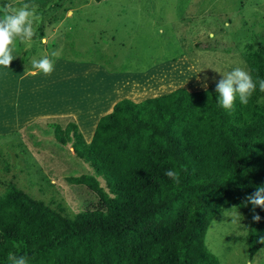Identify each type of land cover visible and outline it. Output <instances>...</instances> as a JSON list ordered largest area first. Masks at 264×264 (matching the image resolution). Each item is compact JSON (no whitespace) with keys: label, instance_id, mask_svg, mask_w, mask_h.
Returning a JSON list of instances; mask_svg holds the SVG:
<instances>
[{"label":"trees","instance_id":"1","mask_svg":"<svg viewBox=\"0 0 264 264\" xmlns=\"http://www.w3.org/2000/svg\"><path fill=\"white\" fill-rule=\"evenodd\" d=\"M243 60L253 79H264L263 48L247 45ZM215 86L116 102L93 132L109 162L84 145L73 119L52 121L55 141L93 170L68 181L85 186L95 201L68 217L14 181L3 183L0 264H10L9 253L29 264H220L205 236L211 221L233 208L250 221L245 242L252 259L264 246V209L256 208L255 223L244 204L264 186V93L257 87L248 105L237 100L229 114L217 106ZM110 157L146 163L134 191L115 181ZM171 168L180 172L179 184L164 175Z\"/></svg>","mask_w":264,"mask_h":264},{"label":"rangeland","instance_id":"2","mask_svg":"<svg viewBox=\"0 0 264 264\" xmlns=\"http://www.w3.org/2000/svg\"><path fill=\"white\" fill-rule=\"evenodd\" d=\"M5 2L9 0H0ZM23 2L37 5L39 20L34 46L18 45L9 68H0V196L3 183L14 181L36 199L60 207L68 217L95 201L85 186L68 179L90 175L93 170L55 141L52 121L73 119L84 145L97 159L109 162V156L103 158L105 153L96 146L93 133L98 119L112 110L99 111L94 104L104 99L101 91L109 80L89 64L113 73L123 84L124 95L131 93L130 98L140 102L179 88L204 90L205 77L208 86L221 79L215 71L237 66L248 71L243 60L247 45L264 49V0ZM209 32L215 34L214 39ZM44 57L52 62L54 71L48 76L33 74L31 60ZM67 62L88 65L78 73L82 79L83 69L94 77L99 74L93 79L90 115L84 106L87 100L82 107L71 96L67 81L74 70L64 67ZM59 71L62 73L56 76ZM60 82L59 92L55 88ZM110 159L115 181L134 191V177L146 163L139 159L126 165ZM4 163L10 166L9 173L4 172ZM235 211L225 210L211 221L205 236L207 249L220 264H264V246L249 258L245 241L250 221L237 210L241 218L233 223Z\"/></svg>","mask_w":264,"mask_h":264},{"label":"clouds","instance_id":"3","mask_svg":"<svg viewBox=\"0 0 264 264\" xmlns=\"http://www.w3.org/2000/svg\"><path fill=\"white\" fill-rule=\"evenodd\" d=\"M39 20L37 5L23 0H9V2L0 3V68L8 69L14 60L13 52L17 51L18 45H24L31 49L37 36L36 22ZM68 30H71L69 27ZM209 38L214 39L213 32L208 33ZM43 39L40 43H43ZM31 70L33 74L43 73L45 76L51 75L54 71L52 62L47 58L31 60ZM221 79L216 82L215 93L217 94V106L226 113L235 110L237 100L240 105H248L251 97L257 91L264 93V79L253 76L242 67H234L230 71L219 72ZM202 88L207 89V77L202 82ZM164 175L170 178L174 183H180V172L175 168L165 171ZM245 207L251 205L252 220L258 223L261 217L255 214L256 208L264 209V186L256 187L255 191L245 197ZM235 209V208H233ZM240 215L236 210L233 214L232 222L240 220ZM264 243V239L260 240ZM15 247H19L16 245ZM10 264H29L28 257L25 255L8 254Z\"/></svg>","mask_w":264,"mask_h":264},{"label":"crops","instance_id":"4","mask_svg":"<svg viewBox=\"0 0 264 264\" xmlns=\"http://www.w3.org/2000/svg\"><path fill=\"white\" fill-rule=\"evenodd\" d=\"M68 65H64L69 67L70 69L74 70V75H69V81H67L69 83V90L71 89V96L74 97V102H77L79 104L82 105L85 102V100H87L86 104L84 106H86L87 110H86V115H90L91 114V100L92 99V94H91V89L93 87H95V82L93 81V79H95L96 76H98L99 74H101L102 77H104L105 79L109 80V82L107 84H103V90L101 91L104 99L99 98V100H96L94 102L96 107H99V111H103V108H107V109H112L113 105L118 102L121 99H130L132 101H134L132 98H130L131 93H129V95H124V89L123 88V84H121V82H118V77H116L113 73L106 71L104 68L103 69H98V67L96 65H91L90 66H94L96 67V69L99 71H97V75H95V77L93 76V72H91L90 70H88L89 72H87L86 69H83L84 71V78L82 79L81 76L78 75V73H80V71H82V68H85L84 66H88L86 65V63H82V62H77V63H70L67 62ZM93 70V69H92ZM86 71V73H85ZM62 72H56L55 75L60 76ZM73 73V72H72ZM89 73V74H88ZM60 78H63V76H61ZM59 80V79H58ZM63 81V79L61 80V82ZM61 82L59 85L56 86L55 90L60 92V86H61ZM64 83V82H63ZM87 83V84H86ZM86 84V85H85ZM65 87H67L68 89V84L64 83ZM107 88H109V92H107ZM106 90V94L105 91ZM55 92V91H54ZM59 92H55V93H59ZM95 92V91H94ZM98 93V91H96ZM94 93V94H97ZM43 94H45V92H43ZM145 99V98H144ZM140 101V100H139ZM134 102H138V101H134ZM103 103L105 104V107H103ZM80 112V111H79ZM102 117V116H101ZM79 127V125H78Z\"/></svg>","mask_w":264,"mask_h":264}]
</instances>
